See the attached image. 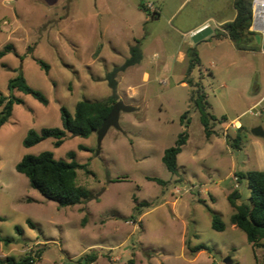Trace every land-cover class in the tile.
<instances>
[{"label": "rangeland", "instance_id": "374dc122", "mask_svg": "<svg viewBox=\"0 0 264 264\" xmlns=\"http://www.w3.org/2000/svg\"><path fill=\"white\" fill-rule=\"evenodd\" d=\"M142 1L0 0V92L9 96V81L22 72L49 100L45 106L14 91L24 104L15 105L0 130V262L42 251L35 264H77L88 254L97 256L93 264H227L228 259L229 264H264V240L254 247L232 225L235 211L229 201L234 190L240 193L238 203L251 196L235 173L264 171V138L254 135L255 129L264 130V100L254 106L264 97V36L253 38L250 51H237L229 41L193 40L201 66L191 77L200 82L210 113L228 119L217 121L207 137L191 101L194 88L182 84L187 68L175 65L182 40L164 19L142 23ZM230 1L188 0L173 24L193 10L197 18L223 17ZM140 34L155 70L149 81L136 75L137 68L119 77V97L127 105L134 101L126 97L125 82L135 81L139 109L121 114L122 130L110 129L99 154L95 133L87 139L68 134L59 148L54 139L24 146L31 130L62 129V107L74 113L80 101L109 97L105 77L130 57L123 44ZM37 60L49 64V72ZM184 132L189 138L178 156L179 173L173 175L162 158ZM238 136L234 148L228 140ZM47 151L65 161L75 152L76 161L88 165L78 170L77 182L90 200L59 207L17 172L24 156ZM208 207L221 217L225 231L212 228ZM186 244L210 251L192 253Z\"/></svg>", "mask_w": 264, "mask_h": 264}, {"label": "trees", "instance_id": "16d2710c", "mask_svg": "<svg viewBox=\"0 0 264 264\" xmlns=\"http://www.w3.org/2000/svg\"><path fill=\"white\" fill-rule=\"evenodd\" d=\"M252 1L253 0H235L234 7L237 11L236 19L223 26L225 32L219 31L217 33L218 38H229L239 51L253 50L254 48L251 44L258 36L256 33L250 31L252 25ZM139 7L142 11L147 12L144 4H141ZM3 55L4 54L1 53L0 57ZM187 57L188 70L183 83L194 88L191 101L195 103L197 109L200 111L201 123L204 126L206 136L211 137L214 133V124L217 121L225 123L228 119L226 116H222L219 120L210 113V105L207 102L206 94L202 91L200 82H196L191 77L193 71L201 66L197 48H188ZM142 60L143 53L140 41H138L135 45L130 47V57L127 58L122 65L115 66L107 73L105 80L112 90V94L109 97L101 101H80L76 105L74 113L70 112L66 107H62V129L44 128L41 132L31 130L24 140V146L26 148H31L47 139H54V147L59 148L64 144L68 134L85 139L92 136L95 131L100 129L103 121L109 116L113 106L120 101L118 95L119 75L126 72L129 68L139 65ZM37 63L42 69L49 72V64L43 60H37ZM8 89L11 92L9 96H5L0 92V129L10 121L15 105L24 104L22 98L16 97L13 94L14 91L32 95L43 105H49L48 98L43 93L33 89L28 84L22 72L9 81ZM187 116L188 112L182 116V122H184ZM241 129H243V126L239 128L240 131ZM188 138L189 135L187 132L180 134L176 144L167 149L163 155V163L167 170L173 175L179 173L178 156L183 152ZM240 141V136L235 138L233 142L228 140L229 144L234 148L239 147ZM80 149L85 150L86 148L81 146ZM68 157L71 161L56 160L54 154L49 151L39 156L26 155L16 165V170L29 180L33 189L37 190L45 199L56 203L59 207L81 205L92 198L90 192L81 188L77 182L78 170H86L88 165L78 163L75 159V152L69 153ZM235 176L239 186L246 182L251 191V196L247 201L242 200L238 203L237 201L240 199V193L234 190L230 194L229 201L235 211L231 217V223L244 231L249 243L255 247L264 240V172L255 170L247 173H235ZM148 180L160 185L166 184L163 180L158 178L148 177ZM135 202H137V199H135ZM136 210H138V208H136ZM208 210L212 214V228L219 232L225 231L226 225L221 217L209 207ZM30 225L34 227V224L31 222ZM18 231L20 230L18 229ZM4 241L7 244L11 242L10 239H5ZM186 245L192 253L210 251V248L205 245H199L195 248H191L188 244ZM41 256L42 251H38L35 255L30 254L20 260L8 257L6 262H0V264H30L32 260L35 262L34 257L39 260ZM96 260L97 256L95 254H88L82 257L77 264H93ZM130 264H134V262L131 261Z\"/></svg>", "mask_w": 264, "mask_h": 264}, {"label": "crops", "instance_id": "0c3cea01", "mask_svg": "<svg viewBox=\"0 0 264 264\" xmlns=\"http://www.w3.org/2000/svg\"><path fill=\"white\" fill-rule=\"evenodd\" d=\"M187 1L188 0H144L141 3H139V5L144 4V6L146 7V5H147L146 2H149V3H152L155 7L154 12H151L147 8H146L147 12H144L140 9L141 13L144 15L142 23H147L150 18L152 21H161L162 19H164L165 23L167 25H170L172 30L175 31L178 34V36L181 38L183 44H182V47L178 50V52L176 54L175 65H176V67H180V66L182 67L183 65H185L187 68L186 71L188 70L187 49L190 47L197 48V45L194 43L193 40L198 38V37H203L202 41L206 42V43H210V41H212V40L229 41V42L233 43L229 38H226V37L218 38L217 33L220 31V29L223 28V26L225 24L234 21L237 17V11L234 7L235 0H231L230 1V5H231L230 7L231 8H229L230 9L229 12L223 17H220V15L215 16V15L204 14V15L199 16L197 18V17H195L196 11L193 10L192 12H189L187 14V16H185L184 18L179 19L177 21L176 25H174L173 20L175 18L176 13L178 12V10L180 8H182L184 6V4ZM206 23L210 24V28L208 30H206V31L200 33L199 35L194 36V37L190 35L191 31L199 28L200 26H202ZM140 36H141V34L139 35V37H133L132 41H128L127 44L124 43L123 48H124V46L126 49L128 47L127 51L130 52V47L135 45L137 41H140V38H141ZM233 46L236 49L234 43H233ZM141 49H142V53H143L142 62L137 66L129 68L127 71H129L130 69H133V68L134 69L137 68L138 72L136 75L137 76L141 75L144 80L149 81L151 73L153 72V70H155L153 68L154 65L151 64L152 63L151 60L153 58L149 59V57L146 56L147 53L144 51L145 49H144L142 42H141ZM154 56H157V54H155ZM149 69H151V70H149ZM157 69H159V66L157 67ZM127 71L124 73H121L119 75V77H121V79H122V77L125 75V73H127ZM119 77H118V89L121 85V80L119 79ZM134 82L135 81L125 82V87L127 89L126 92L128 93L126 95V97L129 100L134 101V103H132L130 105L135 107L136 110H138L140 100L137 99L138 93L136 90H134L135 87H132V83H134ZM182 84L187 85L186 83H183V81H182ZM118 95H119V92H118ZM120 100H122V97H120ZM263 100H264V97H262L260 100H258L254 104V106H258V105L262 104ZM13 112H14V110H13ZM239 124L240 123L238 122V125Z\"/></svg>", "mask_w": 264, "mask_h": 264}, {"label": "water", "instance_id": "95a60500", "mask_svg": "<svg viewBox=\"0 0 264 264\" xmlns=\"http://www.w3.org/2000/svg\"><path fill=\"white\" fill-rule=\"evenodd\" d=\"M135 110H136L135 107L127 105L121 100L113 106L109 116L103 121L100 129L95 131V134L97 135V140H98V152H97L98 154L100 152L102 142H103L104 138L106 137V135L108 134V132L110 131V129L115 128L118 131L122 130V128L120 126L121 114L123 112L124 113H132ZM254 135L257 137L264 138V130L262 128H257L254 130ZM225 262L227 264H229L230 260L228 259Z\"/></svg>", "mask_w": 264, "mask_h": 264}, {"label": "built area", "instance_id": "2783aa9c", "mask_svg": "<svg viewBox=\"0 0 264 264\" xmlns=\"http://www.w3.org/2000/svg\"><path fill=\"white\" fill-rule=\"evenodd\" d=\"M146 8L150 10L151 12L155 11V7L152 3H148L146 5ZM210 28V24L206 23L199 28L193 30L190 32L191 36H197L200 33L208 30ZM221 32H225L222 29H220ZM250 31L253 33H256L258 35L264 36V0H253L252 1V25L250 28ZM166 84V81L163 82ZM35 263L33 260L30 262V264Z\"/></svg>", "mask_w": 264, "mask_h": 264}]
</instances>
